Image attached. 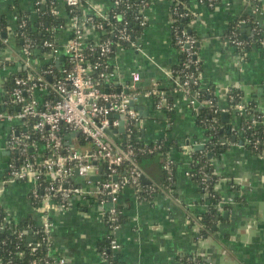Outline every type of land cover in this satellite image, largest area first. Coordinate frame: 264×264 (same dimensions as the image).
I'll list each match as a JSON object with an SVG mask.
<instances>
[{
	"label": "crops",
	"instance_id": "1",
	"mask_svg": "<svg viewBox=\"0 0 264 264\" xmlns=\"http://www.w3.org/2000/svg\"><path fill=\"white\" fill-rule=\"evenodd\" d=\"M84 1L82 9L86 15L95 11L105 13L113 6V0ZM256 1V6L251 0H193L190 4L191 26L199 41L202 85L211 88L219 107L226 110L229 107L226 94L238 89L247 103L256 104L264 112V0ZM57 4L66 17L65 0H57ZM34 7V0H0V16H5L14 27L17 11L33 13ZM170 10L167 0H152L144 13L147 26L138 39L141 51L119 48L112 64L119 82L131 90L143 91L156 84L172 99L170 113L158 109L152 97L143 96L136 103L142 112L138 139L150 144L165 138L173 145L169 153L174 169L172 196L160 193L152 200L143 201L130 187L122 188L116 203L124 217L116 233L120 249L110 254L114 264H178L184 256H200L204 264H264V153L249 151L237 136L236 142L231 137L227 149L212 158L216 191L222 200L231 198L233 203L224 205L222 210L217 208L210 234L203 237L200 233L202 226L198 218L207 211V205L203 203V192L188 175L192 159L185 148L194 151L197 146H204L206 136L197 123L200 106L172 88L168 73L180 62V53L173 44ZM241 15L254 17L262 29L261 43L252 45L244 61L225 38L229 26ZM250 29L246 25L241 32L247 34ZM87 35L94 37L91 30ZM70 36L68 29L62 30L58 42L64 44ZM2 37L8 43L0 48V61L12 59L11 63L15 64L0 69V107L6 76L19 70L22 64L16 38L7 32H2ZM226 113L227 122L220 116L222 125L238 129L240 115L236 111ZM8 132L9 126L0 123V204L10 219H31L40 225L44 212L30 199L31 184L4 183L11 157ZM120 138L124 140L122 134ZM145 165L146 178L156 183L158 166L151 160ZM105 212L104 205L95 198L79 200L62 212L53 211L50 214L54 225L53 254L66 258V264H109L100 255V247L109 235Z\"/></svg>",
	"mask_w": 264,
	"mask_h": 264
},
{
	"label": "built area",
	"instance_id": "2",
	"mask_svg": "<svg viewBox=\"0 0 264 264\" xmlns=\"http://www.w3.org/2000/svg\"><path fill=\"white\" fill-rule=\"evenodd\" d=\"M120 2L121 0H115L113 6H119ZM45 3L47 0L37 1L38 5ZM65 5L68 7L69 20L66 24L67 28L60 27V29H68L71 36L64 44L44 42L43 47L49 49L46 67L31 63L30 54L33 44L24 33L20 34L23 44L20 53L21 67L27 72L24 76L13 78V88L9 92L10 99L8 102H3V106L7 108L0 109V123L9 126L7 148L11 155L7 163L4 183L31 184L30 199L37 209L44 212L42 223L37 225L44 232L46 241L47 258L43 259L44 264L67 263L66 258L52 252L51 233L54 225L50 214L53 211L62 212L70 209L79 200L86 201L92 198L101 205L112 203L113 206L104 214V221L109 229V242L100 250L101 257L106 261L111 252L120 249L116 233L121 226L119 219L121 213L116 203L122 188L130 187L136 197L143 201H148L155 194L160 193L172 196L170 187H159L151 182H144L145 172L137 160L139 154H152L161 149L162 143L156 141L135 147L131 138L132 126L134 125L137 131L141 126V115L131 103L136 104L143 96L156 97L155 106L167 110L169 108L167 94L158 89L156 84L141 92L131 90L129 86L119 82L117 72L109 68L107 62H91L88 58L90 52H98L100 57L112 52L111 42L109 40L101 42L99 37L98 32L103 29V23L94 20V17L104 18L107 12L95 11L86 15L82 9L83 0H65ZM143 5L145 7L147 3L144 2ZM50 6L52 15L59 13L55 0H50ZM184 16L183 13L178 12L177 7L171 8L173 40L180 55L184 57L182 72L188 70L182 79L173 80V85L179 88L175 91L185 94L191 99V103L201 105L191 89L192 84L197 85L202 81L198 39L191 35L187 28L177 24ZM139 23L145 26L147 23L145 14L140 18ZM191 25L189 24L188 27ZM24 26L25 24L22 23L19 28ZM88 30L94 33V37L88 38ZM253 31L255 28L252 29ZM7 33L16 37L12 28ZM233 33L235 37L231 41L232 46L243 48L247 45L246 41L238 39L237 34ZM118 38L129 43L132 49L141 51L139 44L131 40L125 25L118 30ZM0 42L7 45L8 40L2 37ZM61 55L65 58L60 62ZM239 56L244 61L245 56ZM65 61L68 67L61 68V76H59L54 68ZM2 68L6 70L5 66ZM168 74L171 77V72ZM211 93L215 95L213 91ZM248 105V103H239L234 110L245 114L250 110ZM226 111L223 108L215 110L222 113ZM248 115H250L247 117L250 125L264 126V113L261 116L253 113ZM120 121L125 123L123 141L120 138L122 133L118 132ZM62 126L68 130L65 137L61 135ZM24 127L28 130L22 131L21 128ZM107 130L119 136L121 144L109 136ZM76 136H81L88 143L87 146L77 149L74 146ZM135 138L138 139L137 136ZM185 149L191 156L192 149L189 147ZM191 161L193 165L194 160ZM164 170L168 180L173 181V162L170 157L164 164ZM192 171L188 173L191 177ZM97 175L101 176L99 181L94 182L90 179L91 176ZM36 201L40 202L39 205L35 204ZM230 203H233L231 198L222 200L217 204V208L222 210L224 205ZM7 218L10 219L8 215ZM2 230L3 227H0V231ZM39 232L34 230L27 235L19 234L21 238L23 235L31 236L27 245L32 252L40 246V243L32 242V236ZM17 254L21 256L22 252L19 251ZM195 258L194 256L193 260ZM0 264H4L1 258ZM7 264H13V260L9 259ZM30 264H38V261L33 260Z\"/></svg>",
	"mask_w": 264,
	"mask_h": 264
},
{
	"label": "trees",
	"instance_id": "3",
	"mask_svg": "<svg viewBox=\"0 0 264 264\" xmlns=\"http://www.w3.org/2000/svg\"><path fill=\"white\" fill-rule=\"evenodd\" d=\"M37 1L40 0H34L35 7L33 13L17 11V20L14 27L10 24V22H7L5 16H0V35L2 34V32H7L12 28L16 33L15 38L17 43H19V48H21L23 44L20 40V34L24 33L33 44V48L31 49L30 54L31 63L38 64L39 67H46V65L48 64L46 63V57L49 49L43 47V44L46 41L55 43L58 42V34L62 30L60 29V27L67 28L66 24L69 20V12L68 7L65 5L63 6V8L65 9L64 12H66V17L62 15L61 9L59 7V13L56 15H52L50 13V0H47V3L45 4L39 5L37 4ZM167 1L171 4V8L177 7L178 12L185 15L178 20L177 24L180 27L187 28L191 35L197 38V35L193 31L192 26L188 27V25L192 23L190 4L193 0ZM114 2L115 0L112 1V3ZM144 2L147 3V6L145 7L143 5ZM256 2V0H251V4L253 6H256ZM84 3L85 1L83 0V4ZM151 3L152 0H121L119 6L111 7V9L105 14L104 18L94 17L95 22L103 23V29L101 31L99 30L98 32L99 37L101 42L105 40H109L111 42L112 52L105 57H100L98 52H90L88 58L91 60V62L95 63L98 61H105L107 62L108 67L114 70L112 59L115 58L118 49H132L129 43L124 42L118 38V30L125 25L128 33L130 34L131 40L138 44V39L147 26V23L145 24V26H141L139 20L144 15L146 9L150 6ZM55 4H57V0H55ZM31 14L33 15L31 16ZM243 22L245 25H249L250 28H255V31L252 32V29H250V32L248 31L247 34L242 33L241 29ZM22 23H24L25 26L19 28V25ZM233 32L237 34L238 39L247 42V45L243 48H235L239 55L246 56L247 52L253 44H259L262 41V29L255 23L254 17L247 18L246 15H241L229 26L225 38L226 41L230 44L232 39H234L235 37ZM173 44L175 45L174 40ZM2 46L4 45L0 42V48ZM11 62H13L12 59L6 60L5 62L0 61V69L4 65L15 64V62ZM183 62L184 57L183 55H180V62L171 70L172 81L176 78L182 79L185 72L188 71L185 70L184 72H182ZM64 67H68L66 61L64 63L62 62L60 66H56L54 68L55 73L61 76L60 69ZM26 72L27 71L23 67H21L19 70L11 71L10 73H8L3 84V89L5 92L3 102H8L10 99L9 92L13 88V78L15 76H24ZM172 88L174 90L179 89L176 86H173ZM191 89L192 92L197 95L199 103H201L197 112V123L202 129H204L206 136L204 148L201 150H194L191 155V159L194 160L191 168V170H193L192 179L197 183L200 190L203 192V203L207 205V211L198 218V222L202 226L200 233L203 237H205L213 230V225L215 224V220L217 218V204L222 201V198H220L218 192L216 191L217 177L214 174L212 159H210L209 154L213 157L220 156L227 149L232 135L237 136L238 140L241 141L245 148H247L249 151L255 154L264 153V126L261 124L254 126L250 125V122L247 120V117L250 116L248 115V113H253L255 115L261 116L264 112L259 111L258 106L254 103H248V107L250 108V110L245 114L234 110V107H236L237 104L247 102L245 101L244 96L240 90L231 89L227 95L229 103L227 111L230 113L236 111L241 117V123L238 129L234 128L232 125L223 126L220 119L222 112H215L217 108H220L219 100L216 95H213L211 93V88L204 87L202 85V81H200L197 85L192 84ZM153 99L154 101H157L156 97H153ZM168 102L169 108L167 109V112L170 113L173 109L171 97L168 98ZM3 108H7V106L0 107V109ZM131 129L133 146H143V142L135 138V136H137L138 138V131L136 130L135 126L133 125ZM21 130L25 131L28 130V128L24 127L21 128ZM67 132L68 130H66L65 127L62 126L61 135L65 137ZM236 132L238 134H236ZM158 142L162 143L161 149L155 151L152 154H139L137 160L144 172L148 171V168L145 164L149 160H151L156 166H158V180L156 181V183L151 182V184H156L159 187L168 186L172 189V187H174V176L173 181L168 180V175L164 170V164L169 157V153L173 145H171L164 138L159 139ZM255 142H257V144H254ZM87 144L88 143L81 136H76L74 146L77 149H83L87 146ZM203 179L205 180L204 182ZM201 187H203V189ZM150 200H152V198ZM39 203V201L35 202L36 205H39ZM117 209L121 213L119 219L120 223H122L124 220L123 214L120 208L117 207ZM0 227H3V230L0 231V258L2 259L4 264H7V261L9 259L13 260V264H30L33 260H37L38 264H44L43 259L47 258V252L45 249L46 241L44 240V232H42V229L37 226L35 222H33L31 219L17 221L8 219L5 210L0 204ZM34 230H39L40 232L37 235L32 236V242L40 243V246L32 252L31 248L27 245L28 236L23 235V237L21 238L19 234H24L25 232L31 233ZM108 242L109 239L107 238L105 243L100 248L107 246ZM19 251L22 252L21 256L17 254ZM193 257L194 256L181 257L179 258L178 264H204L200 256H195L196 258L194 260ZM107 262L109 264H114V258L111 254H109Z\"/></svg>",
	"mask_w": 264,
	"mask_h": 264
},
{
	"label": "water",
	"instance_id": "4",
	"mask_svg": "<svg viewBox=\"0 0 264 264\" xmlns=\"http://www.w3.org/2000/svg\"><path fill=\"white\" fill-rule=\"evenodd\" d=\"M245 28H246V25L243 24V25H242V29H243L242 32L245 31ZM198 46H199V41H198ZM64 58H65V56H64V55H61V56H60V62L63 61ZM48 79L50 80V78H48ZM135 105H136L135 103H131V106L136 107ZM137 110L139 111L140 115H142L141 108H137ZM221 115H222L223 121H224V122H227V121H228V114H227L226 112H224V113H222ZM115 117H117V115H116ZM124 124H125L124 121H120V126H119V128H118V132L122 133V134H123V138L125 139V128H124ZM229 133H230V132H229ZM107 134H108L109 136H111V137H112V138H113L118 144H121V140H120L119 136H115V135H114L111 131H109V130H107ZM74 135H75V134H74ZM236 140H237L236 136H235V135H232V141H233V142H236ZM240 144H243V143L240 142ZM203 148H204L203 145H199V146H197L196 150H201V149H203ZM209 157H210V159L213 158V156L210 155V154H209ZM90 179L93 180L94 182H97V181H99V180L101 179V176H100V175H97V176H91ZM143 180H144V181L146 180L147 182H149V180L146 178L145 175L143 176ZM112 206H113L112 203H108V204L104 205V208H105L106 210H108V209H109L110 207H112ZM25 234L27 235L28 232H25ZM27 240L30 241V240H31V236H28V237H27Z\"/></svg>",
	"mask_w": 264,
	"mask_h": 264
}]
</instances>
